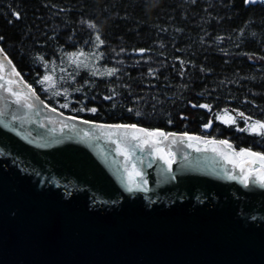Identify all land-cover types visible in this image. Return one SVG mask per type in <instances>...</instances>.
Here are the masks:
<instances>
[{"label":"trees","instance_id":"1","mask_svg":"<svg viewBox=\"0 0 264 264\" xmlns=\"http://www.w3.org/2000/svg\"><path fill=\"white\" fill-rule=\"evenodd\" d=\"M0 46L37 93L68 115L264 152V138L239 130L243 119L229 126L218 118L227 110L264 121V1L0 0ZM81 51L100 60L77 68L69 54ZM108 68L118 71L101 75ZM49 74L58 94L48 99L53 94L40 81Z\"/></svg>","mask_w":264,"mask_h":264},{"label":"water","instance_id":"2","mask_svg":"<svg viewBox=\"0 0 264 264\" xmlns=\"http://www.w3.org/2000/svg\"><path fill=\"white\" fill-rule=\"evenodd\" d=\"M18 82L29 103H37L57 124L61 140L66 135L64 128L69 127L95 133L106 143L90 153L100 169L114 162L113 147L121 153L113 141L120 142L122 133L134 134L133 129L84 120L57 109L53 112L21 75ZM33 91L39 100L31 96ZM188 137L201 136H157L153 139L159 143L149 152L163 156L161 144L166 139L200 157L217 149L220 159L221 154L232 155V177L241 172L246 159L241 154L239 161V153L230 151L236 149L233 143L229 142V150L226 145L206 143L208 138L197 141ZM35 139L45 147L41 137ZM49 142L55 150L59 140L53 137ZM74 143L84 147L81 142ZM167 157L173 162L171 155ZM254 169L248 167L249 171ZM248 175L243 185L251 182ZM134 176L142 188L105 192L57 168L23 162L14 146L0 144V264H264L263 202L250 204L222 180H210V187H201L200 192L185 186L183 193L169 195L158 190L155 194L147 191V177Z\"/></svg>","mask_w":264,"mask_h":264},{"label":"flooded vegetation","instance_id":"3","mask_svg":"<svg viewBox=\"0 0 264 264\" xmlns=\"http://www.w3.org/2000/svg\"><path fill=\"white\" fill-rule=\"evenodd\" d=\"M0 49L3 48L0 46ZM4 57L6 60L3 59ZM0 64L3 65V69L0 70L3 80H0V84L6 85L4 89H0V144L14 146L23 162L57 168L69 177L75 180L89 181L93 186L105 192L142 188L141 181L135 182L137 179L134 174L136 173L142 174L150 180L147 191H156L155 194H159L158 190L164 191L165 194L167 192L169 195L177 192L183 193L185 186L195 192H200L201 187L202 189L210 187V180H222L225 187L231 189L241 199L245 198L252 205H259L258 201L264 204L263 187L252 182L248 183L247 187L242 184V180L248 172L252 181L253 176L259 177L264 170V161L258 160L255 156L244 155L246 161L241 172L232 177L231 168L235 163L232 155L221 154L223 159H220L216 156V149L214 153L208 154L210 153L208 152L207 155L200 157L194 150H188L178 145L177 142L166 139L161 144L164 148L163 156L158 152L152 156L149 152L151 147L147 145L143 149L135 147L137 141L130 139L133 134L125 136V133H122L119 135L121 141H115L114 144L124 152V155L116 153L113 147L114 162L110 161L102 165L100 169L90 153L99 151V148L106 143L95 133L83 132L86 134L84 135L81 131L69 127L64 128L67 137L64 135L61 140V136L55 130L57 124L49 118L48 112H42L35 102H33L32 109H24L26 104L23 101L19 104L15 103L17 97L8 92L7 88L11 87L21 96L26 95L22 85L18 82L17 71L4 50L0 52ZM10 79L12 84L8 83ZM41 99L47 107L55 108L47 100L42 97ZM27 102L29 103V99ZM234 116L242 119L238 114H234ZM251 124L252 120L245 123L240 129L249 128ZM135 134L141 136L139 133ZM169 134L171 133H166L167 137ZM35 136L41 137L45 141V147L37 142ZM53 137L59 140L55 150L49 142ZM203 138L208 137L203 136ZM208 139L221 141L213 138ZM74 141L83 143V148L86 146L85 150L82 145L81 148H79L80 145H75ZM243 149L264 154L263 150L257 146ZM230 151L233 152V150ZM168 154L173 158V162L170 164L171 168L165 164ZM161 157L164 158L161 159ZM249 166H253L255 169L249 171Z\"/></svg>","mask_w":264,"mask_h":264},{"label":"snow or ice","instance_id":"4","mask_svg":"<svg viewBox=\"0 0 264 264\" xmlns=\"http://www.w3.org/2000/svg\"><path fill=\"white\" fill-rule=\"evenodd\" d=\"M248 2L250 3H255L256 0H248ZM89 27H95V25H89ZM95 40L99 42V45H103L104 41L101 39V37L99 35H97L95 37ZM143 51L144 50H140L139 54L140 55H143ZM0 52H3V49H0ZM84 53L83 51L79 52V53H71L69 54V60L76 65L77 68L80 67V64L77 62V57L78 56H83ZM102 55V54H101ZM41 61H43V57H40ZM9 63H11L9 61ZM3 69V65L0 64V70ZM118 71V69L116 68H108V69H105V71L103 73H101V75H107V76H112V75H115V73ZM93 76L97 75V71H92L91 73ZM16 76L19 77L20 74L19 73H16ZM53 77L49 74V75H45L43 77V79L40 81V83H51ZM0 80H3V76H0ZM9 84H12V81L11 79L8 81ZM6 87V85L4 84H0V89H4ZM8 92L13 95V96H16L17 99L15 101V103H21V101H23L26 106L29 108V109H32L34 107V104L33 103H28V99H29V96L25 95V96H21V94L17 91L14 90V88H7ZM81 89L80 88H77L76 91H80ZM66 91V90H65ZM58 94V93H57ZM31 96L35 98V100H39V97L36 96L35 92L33 91L31 93ZM108 97H106L107 99ZM40 103H43L42 101ZM61 107L63 108H68V104L65 103L63 105H61ZM195 107V105H194ZM200 107H203V108H209L208 105H200ZM209 110H211L209 108ZM51 111L55 112L56 109L55 108H51ZM90 111L92 112H95L96 109H91ZM239 117L242 118L245 123H248V121L251 120V117H247L245 116V114L243 112H240L238 113ZM222 123H225V124H228L229 126H235L237 121H236V116L230 114L227 112V110L225 111L224 115L223 116H219L218 117ZM71 119V117H70ZM84 123H87V121H84ZM115 127L117 128H123V129H133L134 130V134L130 137L131 140H134V141H137V144L134 145L135 147H140L141 149H143V147L145 145L149 146V147H152L153 145L159 143V141H157L156 139H150V138H154V137H165L166 134L164 132H160V131H148V130H145V129H137L135 125H116ZM206 127H211V124L209 123L208 125H206ZM240 131H251L252 134L254 135H258L262 138H264V121H255L254 123H252L249 128H246V129H239ZM135 133H143V136H140V135H137ZM125 136H127V132L125 133ZM189 140H192V139H195L197 141L201 140V137H188ZM206 143H219L220 145H226L228 147V149H231L232 146L231 144H229V142L227 140H221V141H205ZM113 143H115V141H113ZM159 151V149H157ZM196 151H200L201 149L197 148L195 149ZM207 150V149H205ZM213 151H215V149H213ZM240 154H244V155H249V156H255L258 158V160L260 161H264V154H261V153H253L251 152V150H244V149H241L240 150ZM121 155H124V152L121 151ZM164 157H161V159H163ZM166 163H169L171 164L172 161L170 160H166L165 161ZM247 179V177L245 178ZM253 184H257L259 183L261 187H264V174H261L259 177H256V176H253L252 177V181H251ZM245 186L247 187V184H245ZM131 191V189H129Z\"/></svg>","mask_w":264,"mask_h":264},{"label":"rangeland","instance_id":"5","mask_svg":"<svg viewBox=\"0 0 264 264\" xmlns=\"http://www.w3.org/2000/svg\"><path fill=\"white\" fill-rule=\"evenodd\" d=\"M261 1H264V0H256V2L255 3H258V2H261ZM249 4H253V3H250V2H248ZM95 57L94 58H92V60L91 59H88V57L86 56V55H83V56H78L76 59H77V62H79V63H82V62H98L99 60H100V54H95L94 55ZM52 77H53V79H52V81H51V83H41L42 85H43V87H44V90L45 91H47L48 92V94H49V92H51L52 94H53V96H49L48 94V99L49 98H52V97H55V96H57V91H55V88H57V82H56V78L54 77V75H51ZM34 88V87H33ZM34 90L36 91V89L34 88ZM37 92V91H36ZM38 94V93H37ZM39 95V94H38ZM40 96V95H39ZM59 96V95H58ZM47 100V99H46ZM63 104H65V103H59V105H60V107H61V105H63ZM68 104V108H64V109H69L70 108V104L69 103H67Z\"/></svg>","mask_w":264,"mask_h":264},{"label":"built area","instance_id":"6","mask_svg":"<svg viewBox=\"0 0 264 264\" xmlns=\"http://www.w3.org/2000/svg\"><path fill=\"white\" fill-rule=\"evenodd\" d=\"M22 77V76H21ZM23 78V77H22ZM24 80V79H23ZM25 81V80H24ZM26 82V81H25ZM27 83V82H26Z\"/></svg>","mask_w":264,"mask_h":264}]
</instances>
